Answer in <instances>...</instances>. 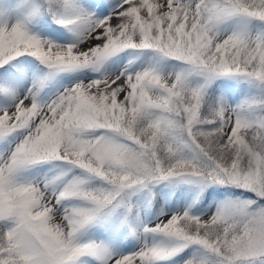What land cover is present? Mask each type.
<instances>
[{
    "label": "snow or ice",
    "instance_id": "1",
    "mask_svg": "<svg viewBox=\"0 0 264 264\" xmlns=\"http://www.w3.org/2000/svg\"><path fill=\"white\" fill-rule=\"evenodd\" d=\"M0 264H264V0H0Z\"/></svg>",
    "mask_w": 264,
    "mask_h": 264
}]
</instances>
